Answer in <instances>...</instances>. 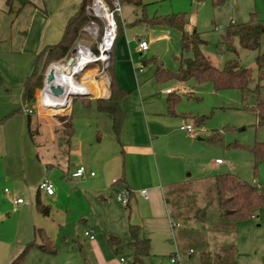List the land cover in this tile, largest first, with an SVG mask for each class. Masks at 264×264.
<instances>
[{
  "label": "rangeland",
  "instance_id": "374dc122",
  "mask_svg": "<svg viewBox=\"0 0 264 264\" xmlns=\"http://www.w3.org/2000/svg\"><path fill=\"white\" fill-rule=\"evenodd\" d=\"M59 1L43 0L50 9L57 7ZM146 2L144 1L141 6L122 2L119 17L122 25L121 37L130 43L131 61L137 75L134 89H128L130 92L124 102V109L126 114H132L134 128L143 130L152 139L158 134L164 135L160 140L164 157L158 159L157 167L146 165L145 181H152L158 178V175L162 178L167 174L185 176L189 173L191 180L195 181L229 174L252 186L264 183V160L255 167L251 152L253 146L264 143V125L258 124L255 111L258 100L264 101V63L258 67L256 61L258 51L241 48L237 39H233L229 46L221 41L228 26L246 22L250 13H256L258 18L264 21V0H227L217 7L212 6L209 0L201 3L193 0ZM32 12L33 9L26 6L20 13L21 17L18 18L0 11V41H2L0 80L2 81L5 78L8 79L6 81H14L16 77L12 73L15 75L17 72H24L27 60L22 58L26 56L22 54L19 43L22 38L21 32L27 29L26 22L30 20ZM178 13L184 15L186 21L184 29L189 31L195 28L203 41L200 46L202 55L218 69L223 68L230 60H235L241 67L249 69L251 73L249 87L252 90L258 86L257 94H249L243 99L237 89L216 91L209 81L199 83L191 79L183 83L175 78L160 80L155 77V62L151 60L152 58H155L164 70L175 74L182 62L191 57V53L182 52L179 30L152 25L145 20ZM12 19L13 26H11ZM218 27L220 29H216ZM161 29H166L169 33H163ZM164 34L167 37H162ZM134 38L144 40L148 45V51L138 53L135 50L137 42ZM81 39L82 43H88L86 36H82ZM78 41L80 40L75 43ZM259 50L264 51V36ZM63 60L49 63L44 72V79L51 65L62 63ZM139 68L143 70L141 74L137 73ZM94 73L95 70L90 66L84 74L93 76ZM23 79L24 77L22 81ZM81 80L83 79H79L78 82ZM166 90L171 93L170 98L176 99L173 106L174 114L168 111ZM95 105L94 100L80 98L72 100L70 110L74 134L69 143L72 147L82 144L83 151L84 148L97 145L96 138H100L103 143L115 145L111 117L99 113ZM39 112L44 118L54 119L68 114L58 115V112L51 111L56 113L53 115L48 110H39ZM185 125L192 127L193 135L190 136L192 139H189L186 132L180 131L179 127ZM38 132L36 142L39 144V153L44 160L57 154V162L61 165L62 153L66 154L69 151L67 138L48 128H41ZM213 137L216 141L210 142L209 138ZM107 144L104 145L107 147ZM20 145V139L18 142L15 139L16 150L12 151V159L7 165V169L13 174L9 175L0 165V240L5 242H10L17 236L22 222L28 217L22 209L12 205L10 195L24 189L26 192H20L18 196L26 202L31 201L33 208L35 206L34 195L37 188L28 187L20 176L22 173V161L20 157L18 158L19 152L21 154ZM215 159L222 164L216 165ZM70 160V164H75L74 157ZM53 165L47 176L52 182L53 194L55 193L50 202L54 224L49 225V232L56 254L47 255L32 250L22 264H87L76 247L78 242L84 245L87 242L81 237V227L84 221L89 220L85 217L88 206L83 198L77 197L85 186L76 183L75 180L61 182L62 167L57 166L56 162ZM191 185L196 189V193L194 188H189L188 192L184 191V202L190 215L186 216V219L183 218L182 231L180 229L179 234H176L174 229L170 228L164 232L167 244L160 246L163 248L159 249L161 251L156 249L157 252H162L159 253L162 255L155 257L150 255L144 259V264H169L166 258L169 248L172 253L179 252L181 264H198L197 252L200 251L203 243L207 245L213 237L215 229L220 224L221 211L215 205L214 193L208 182ZM253 215L256 216L255 219H241L234 224L232 236L235 240L236 264H264V224H262L264 212L256 211ZM56 223L60 224L58 228L55 226ZM181 241L183 245H180ZM173 246H176L174 251ZM104 247V250L106 249L105 251L115 258L113 251ZM190 248L196 250L192 258H188L180 250L186 251ZM117 256L119 257L120 253ZM123 259L125 263L132 262L130 257ZM0 264H7L2 256ZM89 264L94 262L91 261Z\"/></svg>",
  "mask_w": 264,
  "mask_h": 264
},
{
  "label": "crops",
  "instance_id": "0c3cea01",
  "mask_svg": "<svg viewBox=\"0 0 264 264\" xmlns=\"http://www.w3.org/2000/svg\"><path fill=\"white\" fill-rule=\"evenodd\" d=\"M28 1L35 6V10L32 12L30 20L28 19L27 21L26 34L20 38L19 43L22 54L26 56L22 57L27 60L26 67L23 73L17 72L15 75L12 73L16 77L14 81H6L8 80L7 78L3 81L0 80V165L4 167V170L9 175L13 174L7 169V165L8 161L10 162L12 159V151L16 150L14 140L17 139L18 142L20 139L21 154L19 152L20 156L18 155V158L20 157L22 161V173L20 176L28 187L36 186L37 189L34 195V208L31 205V201H29L28 205L14 203L16 199H21L18 193H25L26 190H19L16 193L17 195H10L12 205L22 209L28 217L22 222L17 236L12 241L5 242L0 240V257L2 256L7 261V264H10L28 243L34 241L36 244H43L46 243V238L53 246L49 225L54 224L50 202L55 193L47 195L39 191L38 184L43 179L49 180L47 174L51 172L54 167L53 163L56 162L57 166L62 167L60 171L61 182L75 180L76 183L79 182L85 186L82 193H79L77 197L83 198L82 200L88 206V213H86L85 217H88L89 220L84 221L81 227V237L84 242H87L85 245L79 242L76 244L77 251L84 261L87 264L91 261L94 264H129L128 261L122 263L120 259L124 257H130L131 261L133 259L134 248L130 244L128 230L130 226H134L139 229V239L146 241L149 245L148 255L142 259V264H144V259L150 255L154 257L162 255L159 254L162 252H157L156 249L161 251L163 248H160V246L164 243L167 244L164 232L170 230V223L173 219V221L177 222L172 216L173 211H176L172 205L177 200V195L175 192L172 194L169 192L180 187L188 192L190 191L189 188H194L191 185L192 183L208 182L210 184L213 177L209 178V180L195 181L191 180L189 173L185 174V176L167 174L162 178L158 175V178L152 181H145L146 165L157 167L158 159L164 157L160 141L164 135L158 134L155 139H152L143 130L134 128L132 114H126L125 109L121 126L116 135L113 131L111 115L100 112L96 108L99 113H104L111 117V129L115 136V145L103 143L100 138H96L97 145H91V148H84L83 151L82 144H78L75 147L69 144L74 134V129H72L70 136L65 134L58 118H44L39 111H36L29 115V120L27 121L23 112L25 106L22 104V92L24 82L32 71L35 57L44 47L54 45L61 39L67 21L74 15L81 0H60L58 6L51 9L49 6L47 7L43 0ZM144 1L152 3L158 0H142V4ZM6 10L5 1L0 0V11L4 13ZM19 17H21V14ZM160 31L169 33L166 29H161ZM162 37L167 36L164 34ZM134 40L137 42L135 50L140 53L138 51V43L144 40L138 38H134ZM113 56V73L116 84L129 93L130 90L128 89H134L137 77L131 61L132 50L129 41L120 36L115 43ZM137 73L141 74L142 72ZM97 88H104V83L98 81ZM38 90L39 88L34 90L33 98H35ZM167 91L166 94L169 97L171 93L168 94ZM108 96L109 86L104 88L102 94L100 92L98 94L93 93V97L83 100H94L96 102L97 99H107ZM30 106H34V101ZM70 109L65 116H71ZM41 128L51 129L53 132L61 133L67 138L69 151L66 154L62 153L63 161L61 165L57 162V154H53L50 159L48 157V160H44L41 153H39V144L36 142V137ZM179 129L186 132L181 130V126ZM186 133L189 137L193 135L192 132ZM189 139H192V137ZM104 144H107V147ZM69 156L70 158H75V164H70ZM214 161L216 165L222 164L216 163L218 159ZM79 166L85 167V174L82 177H73L72 174ZM91 172L94 173V176H90ZM113 180H116V183H113ZM142 189L147 190L148 198L146 200L137 195V191ZM122 190L130 192L127 205H122L116 200V195ZM194 190L196 193L195 188ZM4 193L6 192L4 191ZM41 206L47 208V214H43L40 211ZM65 212H68V210H65ZM59 225L58 223L55 224L57 228ZM171 229H174L175 233L179 234L180 226ZM87 231L93 232V239L84 235ZM110 238L117 240L111 244L109 242ZM180 245H183L182 241ZM104 246L113 251L115 258L111 257V254L105 251L106 249L104 250ZM175 248L176 246H173L172 250L174 251ZM32 250L47 254L37 248H32L27 252L26 256ZM180 250L188 258L191 257L189 255L192 249ZM119 253L120 256L118 257ZM54 254H56V249ZM166 254V258L169 260V257L173 254L170 248Z\"/></svg>",
  "mask_w": 264,
  "mask_h": 264
},
{
  "label": "trees",
  "instance_id": "16d2710c",
  "mask_svg": "<svg viewBox=\"0 0 264 264\" xmlns=\"http://www.w3.org/2000/svg\"><path fill=\"white\" fill-rule=\"evenodd\" d=\"M4 1L7 7L5 15L13 14L15 15L14 17L19 16L26 6L33 9V11L35 10V6L28 0ZM90 1L91 0H81L76 12L67 21L61 39L54 45L44 47L35 57L32 71L23 85V106L31 107L30 105L34 101V90L42 87L44 72L49 63L67 57L75 42L77 40H82L81 38L84 36L82 28L89 21V17L85 14V7ZM193 1L202 2L204 0ZM209 1L214 7H217L224 4L227 0ZM122 2H127L134 6L142 5V0H122ZM16 13L18 14L16 15ZM145 21L152 25L167 26L179 30L181 34L180 44L182 52L191 53V57L182 62L175 74H170L168 71L164 70L162 65L158 63L155 58H152L151 60L155 62L156 78L160 80L175 78L183 83L191 79H194L199 83L209 81L213 84L216 91L220 89H237L241 92L243 99L249 94H257L258 86H255L252 90L249 87L251 81V73L249 69L241 67L235 60L227 61L223 68L218 69L202 55L200 46L203 44V41L199 38L195 29L190 31L184 29L186 21L182 13L162 17L157 16L153 17L151 20ZM12 22L13 19L11 20V26L14 25ZM117 23L118 39L122 32L119 18H117ZM25 34L26 29L21 32V36L24 37ZM263 36L264 21L260 20L256 13H250L249 19L246 22L228 26L225 30V34L221 37V41L229 46L233 39H237L241 48L257 50L258 55L256 61L257 66L260 67V65L264 63V51L260 52L259 50ZM1 42L2 41H0V43ZM113 54L114 47L111 53L110 67L108 69V76L110 77L109 96L107 99H97L96 108L100 112L111 115L113 131L117 135L124 117L123 103L125 102L128 93L118 87L114 79ZM175 102V98H167L168 111L170 114H173V106ZM255 111L258 124L264 125V101L258 100L255 106ZM26 119L27 121L29 120V115H26ZM58 121L61 124L63 132L70 136L73 129L71 116H60L58 117ZM199 123L200 122L198 121L197 124ZM209 141L215 142L216 138H209ZM251 152L256 167L259 162L264 160V143H259L253 146ZM210 188L214 193L215 205L217 209L221 211L219 216L220 224L217 226V229H215V233H213V237L210 238L209 243L207 245L203 243L204 245L201 246L200 251L197 252L198 264H236L237 254L235 240L232 236V234H234V224H237L241 219L251 220V216H253L256 211L264 212V183L252 186L239 180L234 175L222 174L213 178L210 183ZM184 191H186V189L180 187L172 189L169 192L170 194L175 192L177 195V200L172 205L175 207L176 211H173L172 216L178 223L173 221L174 219L172 221L180 226V229L183 218L186 219L185 217L190 215V212L187 211L186 203L184 202ZM40 211L43 214H47L46 207L41 206ZM138 232L139 229L137 227H129L128 234L130 244L134 248L132 264H142L143 257L148 255L149 245L146 241L139 239ZM115 240L117 239L110 238L109 242L113 244ZM45 242L46 243L43 244H36L34 241L28 243L24 250L10 264H22L27 252L32 248H37L47 254H54L55 249L47 238L45 239ZM190 249H192V251L189 256L192 258L195 255L196 250L193 248Z\"/></svg>",
  "mask_w": 264,
  "mask_h": 264
},
{
  "label": "built area",
  "instance_id": "2783aa9c",
  "mask_svg": "<svg viewBox=\"0 0 264 264\" xmlns=\"http://www.w3.org/2000/svg\"><path fill=\"white\" fill-rule=\"evenodd\" d=\"M122 0H91L85 7V14L89 17V21L83 26L82 32L84 36L87 37L88 43H82L78 41L74 44L70 54L64 58L62 63H53L51 67L54 66H73L71 71V76L77 84L83 85L85 82L94 79V81L104 83V88L108 87L110 84V77L108 76V69L111 63V53L117 39L118 33V23L117 18L120 17V6ZM120 19V18H119ZM222 28V27H221ZM220 29V27L216 28ZM148 45L145 41H140L138 43V51L143 53L147 51ZM85 56L84 60L81 59ZM80 59V60H79ZM92 66L95 70L93 76L85 75L86 69ZM50 67V69H51ZM143 70L139 68L137 72H142ZM79 79H83L80 82ZM43 85L36 93L34 98L33 107H24L23 112L25 115H31L36 111L44 110L39 102V91L45 90ZM167 93H170L167 91ZM75 94H86L93 97V93L86 90L79 91ZM74 98L69 96L70 103ZM50 109V107H47ZM69 108L58 115L67 113ZM46 111V110H45ZM51 112V111H50ZM51 114H56L51 112ZM181 130L188 133L192 132V127L190 125L181 126ZM216 163H221L219 160ZM86 170L83 166L76 168L75 172L72 174L73 177H82ZM90 176H94V173H90ZM116 183V180H113ZM38 190L44 192L47 195H53V185L48 179H43L38 184ZM130 192L127 190H122L116 195V200L122 205H127L129 203ZM137 195L146 200L148 198L147 190L142 189L137 191ZM15 204H25L28 205L29 202L23 199H16ZM255 215L251 216V219H255ZM264 224V222H262ZM171 228L177 227L178 225L171 221ZM90 239H93V232L87 231L84 233ZM120 261L125 263L124 259L121 258ZM169 264H181V257L179 252L173 253L169 257Z\"/></svg>",
  "mask_w": 264,
  "mask_h": 264
},
{
  "label": "bare ground",
  "instance_id": "6f19581e",
  "mask_svg": "<svg viewBox=\"0 0 264 264\" xmlns=\"http://www.w3.org/2000/svg\"><path fill=\"white\" fill-rule=\"evenodd\" d=\"M85 56H82L81 59L84 60ZM80 60V59H79ZM72 67L67 66H54L51 67V71L54 75L53 84L62 87L64 90L63 95L61 96H52L48 89L46 88L43 91H39V102L44 110L48 111H56L58 114L65 112L70 105L69 95L75 94L79 91L86 90L88 92L98 94H102L104 92V88L98 89L97 82L93 80H89L85 82L83 85L77 84L73 77L71 76ZM50 107V109H47Z\"/></svg>",
  "mask_w": 264,
  "mask_h": 264
},
{
  "label": "water",
  "instance_id": "95a60500",
  "mask_svg": "<svg viewBox=\"0 0 264 264\" xmlns=\"http://www.w3.org/2000/svg\"><path fill=\"white\" fill-rule=\"evenodd\" d=\"M53 80H54V75L53 72L51 71V69H49L46 74H45V79H44V86L45 88L48 89V92L52 95V96H61L64 93V90L62 89V87L60 86H56L53 84ZM73 98H80V99H85V98H91L90 95H86V94H71L69 95Z\"/></svg>",
  "mask_w": 264,
  "mask_h": 264
}]
</instances>
